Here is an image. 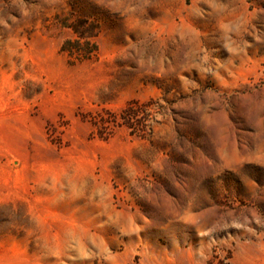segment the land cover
I'll use <instances>...</instances> for the list:
<instances>
[{
  "label": "rangeland",
  "instance_id": "374dc122",
  "mask_svg": "<svg viewBox=\"0 0 264 264\" xmlns=\"http://www.w3.org/2000/svg\"><path fill=\"white\" fill-rule=\"evenodd\" d=\"M0 264H264V0H0Z\"/></svg>",
  "mask_w": 264,
  "mask_h": 264
},
{
  "label": "trees",
  "instance_id": "16d2710c",
  "mask_svg": "<svg viewBox=\"0 0 264 264\" xmlns=\"http://www.w3.org/2000/svg\"><path fill=\"white\" fill-rule=\"evenodd\" d=\"M74 50L80 51L78 47H74ZM148 104H140L138 102H130L127 104L118 114V117H114V122L119 121L124 124L127 128L132 130H139L142 133L139 135L142 138H149L151 128H149L148 135H143L145 128L148 126L145 123L144 113L146 112Z\"/></svg>",
  "mask_w": 264,
  "mask_h": 264
}]
</instances>
